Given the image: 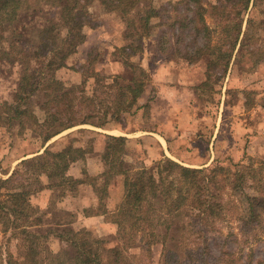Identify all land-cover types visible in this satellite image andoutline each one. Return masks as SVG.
Masks as SVG:
<instances>
[{
  "label": "trees",
  "instance_id": "trees-1",
  "mask_svg": "<svg viewBox=\"0 0 264 264\" xmlns=\"http://www.w3.org/2000/svg\"><path fill=\"white\" fill-rule=\"evenodd\" d=\"M98 1L102 17L127 30V43L117 49L132 75L126 84H119L118 77L107 81L98 74L91 53L82 62L79 84L68 85L56 79V72L69 68L67 58L76 54L85 42L84 30L96 27L90 12L93 0H0V64L14 62L16 58L23 65L13 97L0 103V125L10 130L16 124L19 136L31 125L44 144L56 135L57 127L58 133L80 125L103 127L108 116L122 124L124 116L133 109L142 110L148 117L151 99L144 104L139 100L150 84L149 73L131 58L144 53L149 36L154 38L160 59L174 54L186 67L205 62L204 80L196 91H212V78L214 84L224 79L232 62L244 71L245 67L252 70L264 61V51L256 47L264 42L256 33L264 24L249 15L261 13L258 3L262 0H180L161 6H155L153 0ZM140 2H146L148 7H142L133 17L132 12ZM41 5L59 9L67 27L66 53L59 55L56 27L50 25L37 34L31 53L15 57L8 48L6 33L18 22L21 13L33 16ZM89 80L92 83L88 85ZM36 93L42 99V123L31 107V98ZM92 119H97V125L92 124ZM107 139L102 154L107 165L102 175L104 186L96 189V211L84 213L107 215L109 211L102 197L111 180L123 176V198L111 221L117 226L120 246L105 249L101 240L85 230L76 239H70L77 248L76 257L71 259L64 253H53L47 245V236L31 231L42 223L44 215L32 204V198L44 188L40 176L57 178L60 181L57 186L66 184L73 188L76 182L65 173L71 164L84 163L90 152L71 146L57 153L45 149L21 161L6 179L0 178V264H149L152 247L157 243V229H168L172 221L185 225L180 247L177 252L164 250L160 264H264V258L253 260L252 253L242 256L243 250L230 248L226 241L217 244L206 237L208 227L224 218L223 205L209 188L210 185L217 188L221 167L213 165L205 175L203 169L184 167L164 158L158 162L155 173L142 167L124 170L126 139L121 136ZM253 201L255 205L249 210L243 235L249 228L261 225L259 215L264 214V199L254 197ZM186 227L191 229L192 239L184 234ZM195 233L202 234V239L197 241ZM13 240L16 255L9 249ZM161 244L164 248L165 241ZM134 248L139 250L136 259L129 255Z\"/></svg>",
  "mask_w": 264,
  "mask_h": 264
},
{
  "label": "rangeland",
  "instance_id": "rangeland-1",
  "mask_svg": "<svg viewBox=\"0 0 264 264\" xmlns=\"http://www.w3.org/2000/svg\"><path fill=\"white\" fill-rule=\"evenodd\" d=\"M177 1L180 0H153V3L155 6H161L166 2ZM210 2H213V0H210ZM258 5L262 9L261 13L251 12L249 15L264 24V0L260 1ZM142 7H148V4L146 2L137 4L132 12V16L135 17ZM90 12L96 27L84 30L86 34L85 42L78 47L76 54L70 55L67 58L69 68H62L56 72V79L68 85L79 84L81 82L80 72L82 62L91 53L95 58L94 69H96L98 74L108 79L107 81L118 77L119 84H126L132 75L124 66L125 60L117 49L127 43V40H125L127 30L117 26L107 17H102L98 0H93ZM50 25L56 27L57 51L59 55H64L67 48V27L60 17L59 9L48 5H41L38 12L33 14V16H29L26 13L20 14L18 22L6 33L8 48L16 54L15 57L26 56L32 52L37 34ZM263 31L264 26L256 33L264 38ZM256 47H260L264 51V42L259 45L257 43ZM156 53L154 38L149 36L144 45V53L141 56L131 58L133 62L140 64L149 73L150 84L145 90V93H147L145 101L148 98L151 99L150 109L152 103L153 105L156 104L155 93L158 91L157 85L154 82L158 76L155 75L153 78V74H156L157 70L161 67H168L167 65H170V68L179 75V78H181L182 74L189 72V69L193 68L192 70L195 72L192 73L193 76L189 81L190 83H195L194 86L176 84V89L177 93L178 91H180L179 93H185L178 100L181 111L184 108L182 106L183 103L187 104L189 99L194 100L196 108L190 114L192 117L188 115L189 112L187 111V119L181 122L182 130L178 132V135L184 134L185 139L180 140L181 143L180 141L172 143L169 140L166 148L168 154L152 162L149 166H145V152L138 145L139 143L137 144V142L133 141V144L131 143L130 147L128 146L129 148H127V139L120 135L126 139L124 146V170H135L142 167L148 172L155 173L158 169V162L164 158L170 159L184 167L203 169L205 175L208 174V169L213 165L221 167L223 172L220 171L219 176L216 178L218 183L217 188L213 185H210L209 188L211 193L217 196V201H220L223 205L224 218L219 223L208 227L206 237L217 244L226 241L230 248L243 250L242 256L252 253L253 260H262L264 258V214L261 212L259 215L260 226L258 225L253 229L249 228L248 232L244 235L242 231H244L245 222L249 220V210L255 205L253 198L264 199V61L258 63L252 70L245 67L244 71L232 62L224 79L214 84V78H212V91H196V87L204 80L205 62L203 60L190 67H186L185 64L175 58L174 54L168 59H160ZM143 61H145L149 69L142 65ZM201 67L202 70H199ZM22 68V63L17 61L16 58L14 62L0 64V103L2 101H10L13 97L16 84L22 75ZM91 83L92 80H89L88 85ZM188 93L194 94L188 95ZM31 107L38 122L42 123L44 112L42 110L40 93L32 96ZM187 110H189L188 107ZM91 122L97 125V119H92ZM107 122H109L108 126L117 125L118 127H124V125L126 126L128 123H131L139 129H147V126L149 129H152V127L157 126V121L154 122L149 119V116L147 117V113H144L142 110L137 112L136 109H133L129 115L126 114L124 116L122 124L114 122L108 116L102 126ZM176 125L178 127V123ZM217 128L218 133L214 137ZM33 129L31 125H27L22 135L19 136L17 135L18 126L16 124L10 130L0 125V178L6 179L16 167L20 166L21 161L39 155L45 149L57 153L67 146H71L74 149L86 148L90 150L86 154V158L101 148L100 155L102 158L106 142L108 141V136L104 139L100 135L101 132L99 130L101 129H97L96 126L92 125L76 126L63 130L58 135L59 127H57L55 129V132L57 131L56 135L52 136L44 144ZM194 146L198 148L199 153L201 152L200 155H202L196 166H192L184 161L193 157ZM81 172L84 174L83 180L87 182L96 180V178L87 177L85 168L82 167ZM42 176L45 175L40 176V181ZM65 176L69 177L67 176V172ZM49 178L52 181L51 184L44 185L41 183L44 188L32 198V204L38 209L40 207L39 204L43 202V197L47 199L42 223L51 222L56 224V222H59L55 213L57 202L66 196L72 195L77 189L78 182L69 177L76 184L73 188H68L69 186L66 184L57 186L60 182L59 179ZM103 178L105 182V177ZM103 186L104 184L98 186L96 189L100 190ZM109 186L106 194L102 197L103 203L109 213L105 215V219L99 228L88 230L91 231L93 237L103 242L105 249L120 246L117 226L111 221L112 213L115 212L123 195L117 204L119 198H117V192L114 188H110L109 192ZM44 190L51 192V194L46 196L47 194H44ZM111 190L113 191L111 192ZM109 194L111 195L110 197ZM112 205L114 208H109ZM95 207L86 210H92L94 213L96 211ZM69 219L67 218V220ZM111 226L114 231H111ZM183 228H185L183 222L172 221L168 229L164 227L157 229V243L152 247L149 264H160L164 250L172 252L179 250L181 243L180 236ZM83 231L85 230H82L80 234L73 235L71 232L61 233L57 229L51 230L45 234L47 236V245L55 254L64 253L63 247L66 244L65 242L73 243L70 239H76ZM184 234L189 236V239H192L190 228L184 230ZM194 236L196 240L197 238L202 239V234L195 233ZM163 240L165 241L164 248L161 244ZM9 249L16 255V242L14 240L10 242ZM129 255L136 259L139 257V250L136 248L131 249ZM68 258L73 259L74 257Z\"/></svg>",
  "mask_w": 264,
  "mask_h": 264
},
{
  "label": "crops",
  "instance_id": "crops-1",
  "mask_svg": "<svg viewBox=\"0 0 264 264\" xmlns=\"http://www.w3.org/2000/svg\"><path fill=\"white\" fill-rule=\"evenodd\" d=\"M142 65L148 68L145 61L142 62ZM167 66L168 67L159 68L157 73L153 74V78L155 75L158 76V78L154 81L157 85L158 91L155 93L156 104H151L149 119L154 122H158H156V127L149 129L147 126V129H139L136 125L131 123H128L126 126L124 125V127H118L117 125L108 126L109 122H107L103 127H96L97 129H101L99 130L101 132L100 135L103 136L104 139L106 136H124L127 139V148L130 147V144L133 141L137 142V144L139 143L138 145L143 148V151L145 152V166H149L152 162L157 161L163 158L165 154H168V150L166 148L169 140V142L174 143L185 139L184 134L181 136L178 135V132H181L182 130L181 122L187 119V111L189 112L188 115L191 116L190 114L194 112L196 108L194 100L189 99L187 104L183 103L182 106H184V108L183 111H181V106L178 104V100L179 97L184 96L185 93H179L180 91L177 93L176 89V84L194 86L195 83H190L189 81L193 76L192 73L195 72L192 70L193 68L189 69V72L182 74L181 78H179V75L172 68H170V65ZM199 70H202V67L199 68ZM146 94L147 93H144L142 98L139 100L140 104L145 103ZM190 94L193 95L194 93H188V95ZM187 107L189 110H187ZM132 123L134 122L132 121ZM177 123L178 127H176ZM216 133H218V128L214 133V137H216ZM100 152L101 148L88 155L85 158L84 163L75 162L70 165L67 171V176L71 177L74 181H77L78 184L77 189L72 195L66 196L57 202L55 213L59 222H56V224L44 222L39 226L31 228L32 232L45 235L51 230L57 229L61 233L71 232L73 235H77L80 234L82 230H95L102 225L105 215H85L83 212L84 210L93 208L97 205L98 197L95 189L104 184V178L102 175L107 171V167L101 158ZM200 153L198 148L194 146L192 153L193 157L191 159H185L184 161L192 166H196L198 160L202 158ZM82 167L85 168L87 177H93L96 178V180L91 182L83 180L84 174L81 172ZM41 181L44 185H49L52 182L47 176H42ZM110 188H114L117 192V198L119 197L117 200L118 204L123 195V176H115L110 183L109 192ZM112 191L113 190H111V192ZM44 194L49 196L51 192L45 191ZM110 196L111 195L109 194V197ZM39 205L40 207L37 210L39 214H42L45 212L47 199L43 197V202ZM111 207L114 208L113 205L109 206V208ZM67 218L70 219L67 220ZM112 230L114 231L111 226V231ZM65 243L63 252L68 257H75L77 255L76 245L72 242Z\"/></svg>",
  "mask_w": 264,
  "mask_h": 264
}]
</instances>
